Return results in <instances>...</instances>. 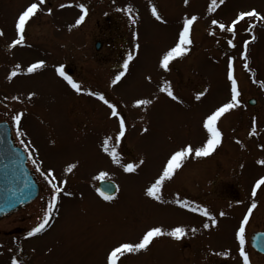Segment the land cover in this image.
Here are the masks:
<instances>
[{
    "label": "rangeland",
    "instance_id": "374dc122",
    "mask_svg": "<svg viewBox=\"0 0 264 264\" xmlns=\"http://www.w3.org/2000/svg\"><path fill=\"white\" fill-rule=\"evenodd\" d=\"M31 2L0 0V31L4 32L0 36V121L9 124L14 142L27 158L31 152L36 164L28 158L27 166L40 190L32 203L0 218V264H11L14 257L20 264H105V255L112 246L136 242L153 226L165 230L183 226L186 235L179 241L155 239L148 251L122 258L124 264H231L222 262L218 255L227 251V245L233 249L236 261V243L231 240L235 239L239 216L251 205L246 196L252 181L249 179L256 181L264 176V165L249 158L246 142L249 119L254 117L256 130L264 119V22L249 21L256 25L251 32L246 31L248 22L238 24L236 47L231 48L227 40L232 35L211 25V20L227 25L239 11L252 8L264 14V0H225L213 13L207 12L211 0H189L187 5L184 0H46L43 11L27 25L25 44L9 48L15 38V19ZM80 3L88 13L76 25L81 14L76 5ZM61 4L71 6L61 8ZM152 5L164 23L151 15ZM128 6L136 24L117 11ZM191 15L198 20L192 27L190 51L172 61L171 70L164 72L158 61L174 45L183 18ZM210 31L215 35H209ZM133 32L138 34L135 41ZM252 35L256 40L249 44V70H245L243 41ZM96 42L101 45L98 51L94 49ZM134 43H139L140 49L126 76L117 85H110ZM229 56L234 58L240 106L218 122L221 145L209 157L189 158L172 180L164 182L160 193L164 203L147 197L146 187L160 173L171 152L185 143L200 146L206 138L201 126L203 117L230 100L226 78ZM41 59L46 62L43 69L7 78L15 64L26 69ZM61 64L82 88L103 92L117 104L127 125L118 148L121 162L139 163L143 159L144 164L136 172L125 173L103 151L104 137H114L118 130L116 122L108 118L106 105L85 93H75L56 74L55 68ZM147 76H151V82L145 79ZM164 80L171 83L181 102L159 92ZM203 89H207L206 94L200 101L195 100ZM29 92L36 93L32 100L27 98ZM13 96L19 100L11 99ZM153 97L158 99L152 105L133 107L135 99ZM248 99L258 102L255 109L261 107L256 115L255 109L247 106ZM18 112L23 113L19 126L26 133L23 137L17 136V125L11 119ZM144 128L148 132H142ZM21 139L25 144L20 143ZM259 155L262 153L257 150L253 153L254 157ZM71 163L77 167L65 173L64 168ZM37 165L45 172L53 168L58 180H67L65 190L72 195L61 194L46 230L28 237L27 232L50 199V187L36 170ZM101 172H107L106 181L117 186L112 201H104L96 191L101 179L95 177ZM177 195L207 207L217 225L204 229L203 224L210 223L207 217L170 203ZM255 202L248 232L264 227V206L258 198ZM192 228L197 231L193 233ZM252 257L253 264H264V257Z\"/></svg>",
    "mask_w": 264,
    "mask_h": 264
},
{
    "label": "snow or ice",
    "instance_id": "6c2138e0",
    "mask_svg": "<svg viewBox=\"0 0 264 264\" xmlns=\"http://www.w3.org/2000/svg\"><path fill=\"white\" fill-rule=\"evenodd\" d=\"M225 2V0H211V3L207 7L208 13H213L216 9ZM46 0H33V2L29 3L24 10H22L16 17L14 22V30H15V38L11 41L8 45L9 48H13L16 46L24 45L25 44V33L27 25L29 24L30 20L37 16L38 13L43 11V6L45 5ZM189 0H184V4L187 5ZM70 7L71 5L61 4L60 7ZM79 9L81 14L79 15L78 19H76L75 24L80 25L85 16L88 13L87 7L83 4L76 5ZM117 11L124 12L129 19L131 24H136V19L133 18L131 15L132 8L131 6L125 7L123 9H117ZM52 9L48 8L47 13L51 14ZM151 15L161 23H164L162 16L159 14L157 8L152 5L151 6ZM198 20L196 15H191L190 17L185 16L182 20V26L177 32L176 40L174 45L171 46L168 50H166L160 57L158 61V67L162 69L164 72H169L170 64L176 58H183L188 54L190 51V46L192 45L193 41L191 38V31L194 25V22ZM259 21L264 22V14L258 12L255 8L250 10H242L239 11L234 19L231 20L229 24H225L219 22L216 19L211 20V25L216 26L221 32L230 33L232 35V39L227 40V45L231 48L236 47L234 44V39L236 36V26L241 22H248L246 31L251 32V30L256 26L254 23L249 21ZM4 32L0 31V36H3ZM133 40L135 41L138 37L136 32H133ZM209 35H215V32L210 31ZM256 40L255 35H252L250 40L243 41V52L241 53V58L244 61L243 67L245 70H249L248 64V47L249 44ZM140 49L139 43L133 44V51L128 52L126 57L123 59V63L120 66V70L116 72V74L112 77L110 81V85H117L119 82L122 81V78L126 76V73L129 70L130 62L134 60L138 50ZM46 65L45 60H37L35 62L30 63L26 69H22L19 63L13 66V70L8 74V79L11 80L12 78L16 77L18 74H32L37 72V70L43 69ZM56 74L61 77L68 86L75 93H85L86 95L95 97L97 100L101 101L104 105L107 106L108 118L114 119L117 125V131L113 136H105L102 141V148L105 153L111 158V161L119 165L125 173H134L140 167V165L144 164V160L140 159L139 163H122L121 162V155L118 151V148L126 136V118L122 114V112L118 109L117 104L110 102L109 99L106 98L103 92L99 91H91L82 88L81 84L78 83L73 79V77L67 74L64 65H59L55 68ZM226 78L230 82V100L222 103L221 105L215 107L209 113H207L201 122L202 128L205 130V140L200 146L194 147L191 143H185L181 145L178 149L171 152L169 157L167 158L165 164L163 165L160 173L153 179L149 186L146 187L145 195L150 197L156 201L164 203L162 197L160 195L162 187L164 186L165 181H170L174 178V174L177 170H179L185 161L189 158L195 160L198 158H205L209 157L214 151L217 149L218 146L222 143V132L218 127L219 120L231 110H234L240 106V92L238 90V82L234 76V58L229 56L227 59V73ZM146 80L151 82V76L145 77ZM264 86V85H262ZM159 92L166 94L172 101L181 102L179 97L174 94V90L171 86V83L168 80H164L162 86L159 87ZM207 89H203L195 95V100L200 101L201 98L206 94ZM36 95L35 92L28 93V100H32V98ZM13 100H19V97L13 96L11 97ZM158 99L157 97H153L152 99L147 98H138L135 99L133 102V107L140 108L152 105L154 100ZM23 113H16L11 117L12 121L17 125V136L23 137L26 133L20 130V123L22 119ZM255 121H253V129L249 132V136H253L256 134L255 132ZM148 128L142 129V132H148ZM20 143L23 145L25 141L23 139L20 140ZM237 143L240 141L237 140ZM264 147V146H262ZM27 151V146L25 148ZM30 160H32L33 164H36V161L32 158L31 152L29 153ZM257 164L264 165V159L258 160ZM77 167L76 163L68 164L64 168L65 173H71L73 169ZM36 170L40 172L41 176H43L44 180L50 187V199L48 200L47 207L42 211L41 216L38 218L37 222L34 224L33 227L27 232L28 237H34L37 234L43 233L46 228L49 226L50 221L53 217L54 211L57 210V205L60 201L61 194L63 196H71L72 193L65 190V185L67 184V180L65 179H57L55 174V170L53 168H49L46 172L42 171L41 168L37 165ZM108 178L107 172H101L99 176L95 177V179L106 180ZM264 185V176H261L257 179L254 183L252 188V196L255 197L257 194V189ZM99 196L103 198L104 201H112L114 199L113 191L114 186L111 183H106L104 185L103 190L96 189ZM170 203H174L178 205L181 209H186L191 213H199L203 217H207L210 223L205 222L203 224L204 229H208L211 226L217 225V220L215 216H213L207 207L202 206L198 203H193L188 199H181L179 195ZM257 207L255 201L251 203L248 207L247 212L244 214L242 220L239 223L238 229L235 231V240L238 242V251L239 256L242 258V264H250V258L248 256L247 251L245 250V234H246V224L249 221L250 215L252 214L253 210ZM219 215L223 217L225 215L224 212H220ZM191 231L195 233L197 230L192 228ZM186 235V229L183 226L173 227L170 230H165L161 226H153L148 228L142 236L136 242H118L114 246L110 248V250L105 255V264H124L122 258H126L128 254H139L142 252L148 251L150 245L154 242L155 239L162 238V237H169L176 241L181 240ZM222 255H228L227 252L222 253ZM11 264H20V262L14 257L11 260Z\"/></svg>",
    "mask_w": 264,
    "mask_h": 264
},
{
    "label": "water",
    "instance_id": "95a60500",
    "mask_svg": "<svg viewBox=\"0 0 264 264\" xmlns=\"http://www.w3.org/2000/svg\"><path fill=\"white\" fill-rule=\"evenodd\" d=\"M99 44L95 45V49ZM249 104H253L252 101ZM110 181L100 180L97 188L103 190ZM38 195V186L34 176L26 167V157L23 151L16 147L11 139L9 126L0 122V218L16 211L33 201ZM251 246L259 253L264 254V234H255Z\"/></svg>",
    "mask_w": 264,
    "mask_h": 264
},
{
    "label": "flooded vegetation",
    "instance_id": "af4514ba",
    "mask_svg": "<svg viewBox=\"0 0 264 264\" xmlns=\"http://www.w3.org/2000/svg\"><path fill=\"white\" fill-rule=\"evenodd\" d=\"M257 105H258V102L254 99V104L249 105L248 107H250V109L253 110V109H255V107ZM260 108L261 107H257V109L253 110L255 115L257 114V111ZM253 121H255V119H254V117H251L249 119V123H248L249 130H248L247 135H246V137H247L246 142L248 143L247 154H248L249 158H251V160H253V162L254 161L257 162L258 160L264 159V148L259 146L262 141L264 142V119H263V122L260 124V126H259V128L257 130H256V126L254 125L256 134L253 135V136H249V132L252 131V129H253ZM256 150H257V152L259 151L260 153H262V155L254 157L253 153ZM249 181H251V182L249 183V187L247 189V194H246L247 200L251 201L250 203H252L253 201H256L257 198H258V203H260V204L262 203V205L264 206V185H262L260 188L257 189L258 192H257L256 196L253 197L252 196V188H253L254 183H255V178H251V179H249ZM225 189L227 191H230V192H236V190L233 189L232 187H227V188L225 187ZM247 205H248V203H247ZM249 206L250 205H248L247 208L242 211L241 215L239 216L240 217L239 218L240 221L242 220L244 214L247 212V209H248ZM255 210L256 209L253 210L252 214L250 215L249 221L246 224V234H245V240H246L245 250L247 251L248 256L250 258V264H253V257L252 256L264 257V254L255 251L253 249V247L251 246L252 237L255 234H258V233H261V234L264 233V227L262 229H254V230L248 232V227L251 225V223H252V221L254 219L253 217L255 216ZM238 226L236 227V230L238 229ZM202 241H204V240L202 239ZM234 241L236 243V244H234V254L236 253L234 255V258H235V256L237 257L236 261L233 260V249L230 248L229 245H227V251H226L228 253V255H226V256L222 255L221 252H219L218 255L221 256V261L224 262V263L242 264V258L239 256V251H238V242L235 239L233 240V238H232L231 243L234 242ZM223 253H225V252H223ZM222 257H224V258H222Z\"/></svg>",
    "mask_w": 264,
    "mask_h": 264
}]
</instances>
